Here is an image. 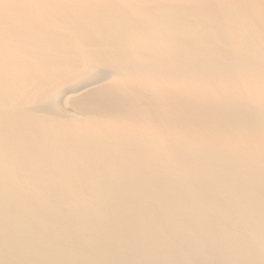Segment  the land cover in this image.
<instances>
[{
  "label": "bare ground",
  "instance_id": "bare-ground-1",
  "mask_svg": "<svg viewBox=\"0 0 264 264\" xmlns=\"http://www.w3.org/2000/svg\"><path fill=\"white\" fill-rule=\"evenodd\" d=\"M0 264H264V0H0Z\"/></svg>",
  "mask_w": 264,
  "mask_h": 264
}]
</instances>
